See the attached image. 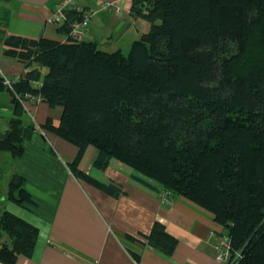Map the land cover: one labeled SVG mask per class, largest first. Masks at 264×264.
Here are the masks:
<instances>
[{
    "label": "trees",
    "instance_id": "trees-1",
    "mask_svg": "<svg viewBox=\"0 0 264 264\" xmlns=\"http://www.w3.org/2000/svg\"><path fill=\"white\" fill-rule=\"evenodd\" d=\"M131 15L151 29L128 53L104 52L96 42L6 41L28 72L7 87L14 117L0 151L17 158L34 133H54L79 150L72 172L117 196L113 185L77 169L95 147V168L118 160L159 196L169 192L171 204L184 197L211 212L220 238L230 240V262L264 264V0H133ZM81 18L70 13L59 30L67 36ZM28 93L64 109L59 125L24 124L16 94ZM24 184L18 175L8 184V199L20 206L32 203ZM38 235L3 212L0 262L33 257ZM142 236L166 255L178 244L160 222Z\"/></svg>",
    "mask_w": 264,
    "mask_h": 264
},
{
    "label": "crops",
    "instance_id": "crops-1",
    "mask_svg": "<svg viewBox=\"0 0 264 264\" xmlns=\"http://www.w3.org/2000/svg\"><path fill=\"white\" fill-rule=\"evenodd\" d=\"M108 2L116 8L100 10ZM132 5L133 0L79 2L83 10L99 11L90 19L84 41L96 42L104 52L128 53L151 29L147 21L132 17ZM57 8L56 0H0V74L16 83L28 72L25 61L8 54L6 41L11 37L67 43V36L47 23ZM46 73L43 69L42 76ZM1 83L0 79V137L14 117V96ZM32 85L39 88L42 80ZM23 108L24 124L38 128L48 119L59 125L64 112L45 101L26 102ZM78 151L46 130L24 142L20 157L0 151V215L9 212L39 231L33 257L20 256L15 264H223L217 259L216 245L224 230L211 212L184 197L163 205L158 192L135 177L151 181L118 160H112L106 170L95 168L97 149L91 146L77 169L120 192L107 193L72 172ZM13 175L24 178L32 203L20 206L8 199ZM155 222L178 240L170 255L146 244L142 236L150 233Z\"/></svg>",
    "mask_w": 264,
    "mask_h": 264
},
{
    "label": "built area",
    "instance_id": "built-area-1",
    "mask_svg": "<svg viewBox=\"0 0 264 264\" xmlns=\"http://www.w3.org/2000/svg\"><path fill=\"white\" fill-rule=\"evenodd\" d=\"M85 0H56L58 8L55 10L53 15L48 19L47 23L52 25L58 29H61L68 21V15L70 13H76L81 15V20L75 21L72 23L70 32L67 35V42L70 43H81L84 41V37L89 26L90 19L95 16L99 11L98 10H83L78 6L79 2H83ZM115 3L108 2L101 5L100 10H108L114 9ZM116 12L119 14L120 9H116ZM0 77L3 80V84L8 87L10 90L13 89V85L15 82L8 79L3 73L0 74ZM19 102L24 105L26 102L38 103L43 101L41 96H36L32 94L18 95L16 94ZM41 130V129H40ZM42 131V130H41ZM161 203L165 206H169L172 202V195L169 192H163L160 194ZM217 250V259L223 264H234V262H230L231 256V245L230 240L227 237L220 238L216 245ZM239 256V255H238Z\"/></svg>",
    "mask_w": 264,
    "mask_h": 264
}]
</instances>
